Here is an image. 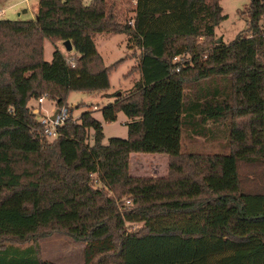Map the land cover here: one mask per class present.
Wrapping results in <instances>:
<instances>
[{"label":"trees","instance_id":"obj_1","mask_svg":"<svg viewBox=\"0 0 264 264\" xmlns=\"http://www.w3.org/2000/svg\"><path fill=\"white\" fill-rule=\"evenodd\" d=\"M220 1L135 0L133 26L119 20L116 0H39L36 19L0 20V264H53L34 245L19 247L53 230L86 244L84 264H264V0H249L251 37L216 45ZM94 33L124 34L140 51L134 90L102 109L106 123L126 117L127 139L103 145L90 111L50 139L31 100L47 94L69 109L70 92L109 89L122 62L104 66ZM45 39L69 41L74 67L58 50L45 62ZM171 82L192 90L182 95L179 128L229 118L233 150L173 153L167 178L133 177L129 158L148 143L147 97ZM239 164L259 168L262 184L243 189ZM134 223L143 226L125 228Z\"/></svg>","mask_w":264,"mask_h":264},{"label":"rangeland","instance_id":"obj_2","mask_svg":"<svg viewBox=\"0 0 264 264\" xmlns=\"http://www.w3.org/2000/svg\"><path fill=\"white\" fill-rule=\"evenodd\" d=\"M38 1L31 0L29 7L26 4H21L15 9H10L0 16V20H34L37 15ZM91 1L82 0L85 5H88ZM116 3L118 10L121 12L119 20L129 25V22L135 16L134 0H116ZM249 4V0L220 1L222 14L226 16V20L215 30L213 42L216 45H228L240 36L243 38L251 37ZM23 10L26 11L22 12ZM260 26L264 30V18ZM91 37L105 67H110L119 61L122 62L109 75V89L100 92H70L67 95L66 103L71 111L72 119H77L82 113L92 112L93 118L100 123L102 128L104 136L102 144L106 145L110 138L127 139V123L129 121L126 117L119 113L115 122L106 123L102 118V109L114 103L117 98L127 96L134 90L135 83L140 79V73L137 70L140 51L129 42L128 37L124 34L94 33ZM219 39L221 41L217 43ZM198 42L202 44L203 39H199ZM211 48L212 44L211 47L206 49V53ZM56 50L65 56L69 62L72 56H76L73 51H66L63 43L52 44L45 39L43 42V60L49 63ZM189 60L190 56L185 55L179 62ZM212 84H219L220 88L223 86L218 81H214ZM191 91L188 85L182 88L175 82H171L170 84L163 83L158 85L148 95L147 100L151 106V114L147 118L146 138H148V143L142 153L130 156L129 174L131 176L154 180L167 178L169 155L173 153H181L182 156L189 154L226 156L231 153L233 149L228 139L229 118L220 121L218 124L208 121L200 127H194L193 124L185 126L184 124L181 129L179 128L181 98L183 94L191 96ZM39 98H44L43 103H38ZM39 98L31 100L28 108L37 121L47 120L48 116H52L56 110V102L49 100L47 94H42ZM198 118L196 117L195 121ZM197 131L201 133L197 134ZM92 134L93 132L90 130L89 145L93 144ZM260 172V169L255 166L239 164L238 173L242 188H253L256 186V182L262 184V179L259 176ZM118 205L120 206V204ZM123 205L125 207L130 206L126 202ZM142 226V223H134L126 224L125 228L129 231H134ZM30 245L38 248V255L42 261H48L53 264H84L86 244L73 240L63 232L53 230L48 236L38 238L35 243L24 244L19 247L23 249Z\"/></svg>","mask_w":264,"mask_h":264},{"label":"built area","instance_id":"obj_3","mask_svg":"<svg viewBox=\"0 0 264 264\" xmlns=\"http://www.w3.org/2000/svg\"><path fill=\"white\" fill-rule=\"evenodd\" d=\"M26 1H28V0H26ZM134 5H136L135 0H134ZM133 24H134V20L132 19L131 22H129V25H130V26H133ZM180 59H181V58H177V57H176V58L174 59L173 62L177 63V62H179ZM76 60H77V58H74V57L72 56L70 62H69V60H66V61H67V63H68L71 67H74ZM179 63H180V62H179ZM177 72H178V70H177ZM43 100H44V98H39V99H38V103H39V104L43 103ZM33 112H34V111H33ZM34 113H35V112H34ZM52 113H53V112H52ZM50 116H51V115H50ZM50 116H48V119H47V121L50 122V127L48 128V133H49V136L53 138V137H55V135H56V128L59 127V126H61V125H62V124L68 119V118H70V116H71V111H70V109H60L59 112H58V114H57V116H56V118H55V120H54L53 122L49 120V119H50V118H49ZM73 120H74V119H73ZM126 203L129 204V202H126Z\"/></svg>","mask_w":264,"mask_h":264},{"label":"crops","instance_id":"obj_4","mask_svg":"<svg viewBox=\"0 0 264 264\" xmlns=\"http://www.w3.org/2000/svg\"><path fill=\"white\" fill-rule=\"evenodd\" d=\"M30 1L31 0H0V16L2 14H5V12H7L10 9H15L16 7L20 6L21 4H26L28 5L27 7L30 6ZM38 9V6H37ZM26 10H23L22 12H25ZM38 11V10H37ZM18 16H20V14H18ZM78 58L77 56H73Z\"/></svg>","mask_w":264,"mask_h":264},{"label":"water","instance_id":"obj_5","mask_svg":"<svg viewBox=\"0 0 264 264\" xmlns=\"http://www.w3.org/2000/svg\"><path fill=\"white\" fill-rule=\"evenodd\" d=\"M220 41H221L220 39L217 40V43H220ZM63 47H64L65 50L68 51V52H70V51L72 50V46H71V44H70L69 41L64 42V43H63ZM119 95H120V94H119ZM119 95H118V96H119ZM58 112H59V110L56 109V110L54 111L53 115L50 117L49 120L53 122V121L55 120V118H56Z\"/></svg>","mask_w":264,"mask_h":264}]
</instances>
